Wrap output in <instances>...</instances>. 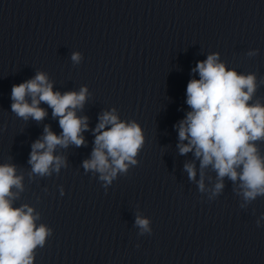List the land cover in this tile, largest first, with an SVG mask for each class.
<instances>
[{
	"label": "water",
	"instance_id": "1",
	"mask_svg": "<svg viewBox=\"0 0 264 264\" xmlns=\"http://www.w3.org/2000/svg\"><path fill=\"white\" fill-rule=\"evenodd\" d=\"M215 53L227 69L255 74L249 103L264 104V0H0V165L23 177L13 207H32L37 227L51 230L33 264H264V196L245 201L227 176L214 194L217 172L178 147L189 142L178 134L192 111L187 85ZM38 72L54 92L87 88L75 109L87 118L84 144L57 146L64 164L43 176L28 162L32 145L46 126L62 133L59 117L44 102L41 121L11 109L12 87ZM113 110L140 126L143 144L137 163L108 184L83 162ZM256 146L264 156V140Z\"/></svg>",
	"mask_w": 264,
	"mask_h": 264
},
{
	"label": "clouds",
	"instance_id": "2",
	"mask_svg": "<svg viewBox=\"0 0 264 264\" xmlns=\"http://www.w3.org/2000/svg\"><path fill=\"white\" fill-rule=\"evenodd\" d=\"M255 53H249L253 55ZM79 53H73L72 60L79 62ZM193 71L200 79L187 85V104L191 107L185 120L179 125V139L188 140L178 145L180 153L195 149L201 168L209 165L217 172L220 182L215 185L219 193L224 187L223 178L233 182L239 180L245 201L264 196V156L256 146L264 140V104L257 101L250 104L256 91L255 74H238L219 62V54H210L198 62ZM87 88L77 92L53 91L46 74L38 72L34 78L14 85L11 90V109L17 116L41 121L46 111L39 107L41 102L52 109V115L59 117L60 135L48 126L44 136L32 145L29 164L32 172L41 176L50 174V169L59 171L64 161L53 153L57 146L77 147L84 144L81 133L88 128L87 118L78 117L75 109L82 107ZM31 96V103L26 99ZM113 112H105L95 132V147L91 159L83 162L85 170L100 173V179L110 184L118 172H126L129 164H136L135 157L143 144L140 126L125 123ZM107 125H111L106 129ZM106 129V130H105ZM189 179H195L193 164H186ZM22 176L16 175L13 165H0V264H33L34 250L43 246L51 230L45 225H36L39 214L28 205L13 207L18 193L23 190ZM201 191L203 180L199 182ZM136 225L142 232H149V220L137 216Z\"/></svg>",
	"mask_w": 264,
	"mask_h": 264
}]
</instances>
